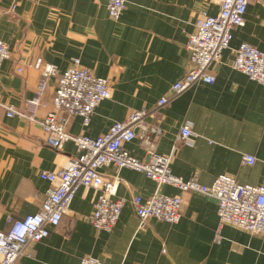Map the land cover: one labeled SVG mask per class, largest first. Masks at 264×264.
<instances>
[{"label":"crops","instance_id":"obj_1","mask_svg":"<svg viewBox=\"0 0 264 264\" xmlns=\"http://www.w3.org/2000/svg\"><path fill=\"white\" fill-rule=\"evenodd\" d=\"M200 10L218 13L207 0H127L119 21L108 17L104 0H0V40L10 57L0 68V103L24 111L34 98L40 74L31 65L38 58L64 73L73 59L95 77L110 84V98L95 109L87 127L78 116L67 118L65 132L72 137L96 138L130 113L150 109L186 73L188 36ZM246 43L264 53V3L250 4L244 25L232 33L230 49L213 66L215 81L185 91L146 119L162 134L153 147L171 157V173L195 179L209 187L219 175L239 185L264 187V86L231 68L232 49ZM21 68L20 73L17 69ZM56 78L47 81L36 118L52 112ZM191 136L179 141L182 126ZM40 127L24 118L6 117L0 108V231L38 211L49 187L39 178L76 156L73 142L60 151L43 144ZM137 159L146 158L148 146L136 138L124 145ZM252 156V165L242 162ZM106 177L120 182L114 200L123 201L118 222L109 232L88 224L96 192L80 188L60 224L48 238L31 245L20 264H79L91 257L102 264H264V240L226 225L218 226L214 199L158 187L144 174L103 167ZM155 193L178 196L181 218L176 224L145 221L141 227L130 205Z\"/></svg>","mask_w":264,"mask_h":264},{"label":"built area","instance_id":"obj_2","mask_svg":"<svg viewBox=\"0 0 264 264\" xmlns=\"http://www.w3.org/2000/svg\"><path fill=\"white\" fill-rule=\"evenodd\" d=\"M98 3L102 0H92ZM108 17L119 21L127 0H104ZM218 7V13L210 16L200 10L194 20V32L188 36L185 49L188 53V69L180 80L174 83L150 109L133 111L123 121L116 122L108 131L96 138L72 137L65 132L66 120L58 116L65 113L67 118L78 116L87 127L94 109L110 98V84L95 77L75 58L71 66L59 74L54 65L38 58L31 67L40 74L34 98L27 102L24 111L0 103L6 117L26 119L40 127L44 135L43 144L55 151L71 141L76 148V156L68 158L65 165L52 172H41L39 178L49 187L36 213L19 220L6 217L10 225L7 232L0 231V264H20L31 245L48 238L50 229L56 228L65 214L74 195L80 188L92 189L96 199L86 220L97 231L109 232L118 222L123 201L114 200L120 179L103 175L100 170L111 166L142 173L154 181L158 187L170 186L181 193L199 194L212 198L217 203L218 226L216 241L222 227L229 225L264 240V187L239 185L232 177L219 175L207 187L195 179L183 180L171 173V157L158 155L150 149L160 138L162 131L156 125H148L146 119L158 114L185 91L196 85H211L215 81L212 71L219 64L222 52L230 49L232 33L244 25L247 7L264 0H207ZM231 68L251 81L264 86V53L242 43L232 49ZM10 57L7 45L0 40V68ZM21 68L17 69L20 73ZM56 78L52 96L53 111L42 119L36 118V109L41 105L49 78ZM190 125L181 127L178 139L187 141L191 136ZM138 138L148 146L146 158L132 157L124 145ZM252 156H243L242 162L252 165ZM130 205L142 227L145 221L176 224L181 218L182 200L178 196L155 193L142 200L132 196ZM79 264H102L94 258L81 259Z\"/></svg>","mask_w":264,"mask_h":264}]
</instances>
